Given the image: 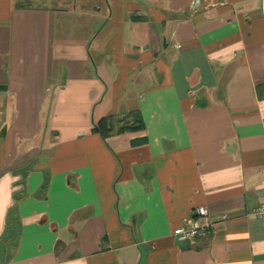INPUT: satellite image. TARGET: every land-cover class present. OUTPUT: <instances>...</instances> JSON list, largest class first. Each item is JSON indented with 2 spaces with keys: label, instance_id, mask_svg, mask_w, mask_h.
<instances>
[{
  "label": "crops",
  "instance_id": "1",
  "mask_svg": "<svg viewBox=\"0 0 264 264\" xmlns=\"http://www.w3.org/2000/svg\"><path fill=\"white\" fill-rule=\"evenodd\" d=\"M261 204L264 0H0V264H264Z\"/></svg>",
  "mask_w": 264,
  "mask_h": 264
},
{
  "label": "built area",
  "instance_id": "2",
  "mask_svg": "<svg viewBox=\"0 0 264 264\" xmlns=\"http://www.w3.org/2000/svg\"><path fill=\"white\" fill-rule=\"evenodd\" d=\"M208 215L209 210L207 207H199L193 215L187 217L183 224L174 230L175 237L184 241H191L204 235L211 226ZM248 215L251 217H264V204L254 207ZM227 218V215H223V219Z\"/></svg>",
  "mask_w": 264,
  "mask_h": 264
}]
</instances>
